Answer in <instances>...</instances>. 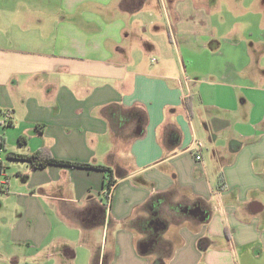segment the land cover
Segmentation results:
<instances>
[{"label":"crops","instance_id":"crops-1","mask_svg":"<svg viewBox=\"0 0 264 264\" xmlns=\"http://www.w3.org/2000/svg\"><path fill=\"white\" fill-rule=\"evenodd\" d=\"M262 8L0 0V264H264Z\"/></svg>","mask_w":264,"mask_h":264},{"label":"trees","instance_id":"trees-1","mask_svg":"<svg viewBox=\"0 0 264 264\" xmlns=\"http://www.w3.org/2000/svg\"><path fill=\"white\" fill-rule=\"evenodd\" d=\"M26 144V139L23 137L18 138V145L20 147ZM5 153L4 161L18 162L28 164L33 170H44L48 167H59L68 169H82L88 171H95L104 174L107 178V185L105 193H109L110 186L112 185L111 171L108 168L101 166H89L85 164L70 163L54 159L47 150H40L32 155H19L7 152L5 140L0 137V178L5 175L7 167L1 161V154ZM6 181V179H4ZM7 188L0 183V195L6 192Z\"/></svg>","mask_w":264,"mask_h":264},{"label":"rangeland","instance_id":"rangeland-1","mask_svg":"<svg viewBox=\"0 0 264 264\" xmlns=\"http://www.w3.org/2000/svg\"><path fill=\"white\" fill-rule=\"evenodd\" d=\"M260 1L263 6L262 10L264 13V0ZM248 21L247 30L252 34L251 41L253 43L252 56L250 58L253 68L249 74H257L255 76L256 82H261L264 80V20L261 21V24H258V20L253 17ZM258 70H261L263 74L259 73Z\"/></svg>","mask_w":264,"mask_h":264},{"label":"built area","instance_id":"built-area-1","mask_svg":"<svg viewBox=\"0 0 264 264\" xmlns=\"http://www.w3.org/2000/svg\"><path fill=\"white\" fill-rule=\"evenodd\" d=\"M7 120H9V115H8V114H5V115H4V122H6ZM195 159H196L197 161H199V160H200V157H199V156H196ZM109 195H110V194L108 193V196H109Z\"/></svg>","mask_w":264,"mask_h":264},{"label":"water","instance_id":"water-1","mask_svg":"<svg viewBox=\"0 0 264 264\" xmlns=\"http://www.w3.org/2000/svg\"><path fill=\"white\" fill-rule=\"evenodd\" d=\"M198 213H199V211L197 210V211H194L192 215L195 216ZM146 248H147V246H145V248H144L145 250L144 251H146Z\"/></svg>","mask_w":264,"mask_h":264}]
</instances>
